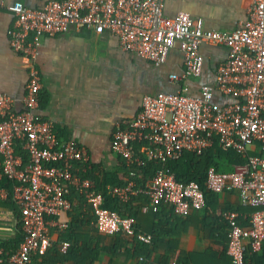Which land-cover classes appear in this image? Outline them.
I'll return each mask as SVG.
<instances>
[{
    "label": "built area",
    "instance_id": "built-area-1",
    "mask_svg": "<svg viewBox=\"0 0 264 264\" xmlns=\"http://www.w3.org/2000/svg\"><path fill=\"white\" fill-rule=\"evenodd\" d=\"M6 7L14 15L7 29L9 44L25 59L28 77L21 109L14 107L10 94L0 92V184L10 185H0V195L10 196L19 206L21 224L18 245L11 252L0 247V261L34 264V257L51 242L48 216L71 208L73 189L94 214L99 232L121 231L143 242L152 239L150 233L137 229L134 216H120L105 207L103 191L96 190L86 176V147L58 136L53 121L39 113L43 87L35 58L41 38L73 24L108 30L124 50L156 65L178 46L184 67L168 76L176 83L200 75L203 42L227 47L226 58L215 71V84H202L201 96L190 94L187 85L143 94L136 116L116 125L112 149L127 165L156 160L159 166L144 186L135 185L130 170L122 185H110L108 191L122 200L144 193L153 210L167 203L174 214L186 216L204 206L206 192L235 190L254 209L247 226L239 222L236 210L223 213L228 264H264V258L246 262L245 255L246 240L253 251L261 250L264 243V0H250L246 19L230 30L206 28L201 17L194 21L187 11L169 16L164 0H47L40 7L15 1ZM215 90L231 100L213 101ZM215 141L240 152L244 162L232 170L210 165L205 187L194 179H178L169 160L185 151L201 153ZM251 147L257 152H249ZM68 245L62 241L61 248Z\"/></svg>",
    "mask_w": 264,
    "mask_h": 264
},
{
    "label": "crops",
    "instance_id": "crops-1",
    "mask_svg": "<svg viewBox=\"0 0 264 264\" xmlns=\"http://www.w3.org/2000/svg\"><path fill=\"white\" fill-rule=\"evenodd\" d=\"M15 1L40 7L47 0H0V92L10 94L19 110L28 73L25 59L11 48L7 35L14 15L6 6ZM249 3L250 0H164V12L174 16L187 11L194 21L201 17L206 28L230 30L246 19ZM227 51L224 45L203 42L200 75L176 83L168 76L183 70V54L178 46L172 47L166 60L156 65L136 52L124 50L117 36L108 30L70 24L55 35L41 38L35 58L43 87L39 113L53 121L58 136L86 147V176L100 189L103 184L108 189L125 177L122 158L111 145L116 125H124L136 116L143 94L174 91L187 85L190 94L201 96L202 84H215L216 68ZM211 99L218 103L231 100L217 90ZM249 152L257 149L251 147ZM235 165L222 159V170H232ZM0 185L10 188L9 184ZM76 196L71 194L69 210L48 216L51 242L45 253L34 257V264H228L229 256L222 252L228 231L223 213L236 210L239 222L247 226L254 209L235 190L206 192L204 206L186 216L174 214L167 203L153 210L146 194L139 195L132 201L137 229L152 235L159 224L163 232L149 245L146 258L145 248L135 237L99 232L94 220L77 211L80 205ZM20 229L19 206L10 196L0 195V247L5 252L18 245ZM62 241L69 242L65 250L61 248ZM246 242L247 262L264 258V243L261 250L253 251Z\"/></svg>",
    "mask_w": 264,
    "mask_h": 264
},
{
    "label": "trees",
    "instance_id": "trees-1",
    "mask_svg": "<svg viewBox=\"0 0 264 264\" xmlns=\"http://www.w3.org/2000/svg\"><path fill=\"white\" fill-rule=\"evenodd\" d=\"M16 149L21 151V147L19 144L16 145ZM222 159L227 160L230 163L239 164L244 162V157L240 152L233 148L225 147L218 141H215L210 147L202 151L201 153H195L190 151H185L183 154L176 159H170L169 165L172 170L175 172L176 176L180 180L188 181L194 179L199 182L202 187H205V174L206 170L210 165H214L218 170H222ZM125 167V176L129 173L130 170L134 171L133 178L135 180L136 186H144V182L147 178L151 177L155 171V169L159 166V163L156 160H145L141 165H127L122 158ZM5 181V180H4ZM125 182L124 180L118 184L111 185H122ZM0 183H3L0 182ZM96 190H103L104 195V205L110 211H116L120 216H134L135 208L132 205L133 199H135L139 195H144L143 193H137L130 196L127 200H122L115 195L109 193L108 189L104 186L100 189L99 184H95ZM72 194L77 195L76 197L79 200V208L78 212H82L83 215H87L91 220H94V214L91 212L90 208L86 204L83 199V196L79 194V192L75 189L72 190ZM83 206L86 208L83 209ZM159 208V207H158ZM77 212V213H78ZM95 225V223H94ZM96 228V226H95ZM97 229V228H96ZM125 236H133L128 235L125 232H121ZM163 232L160 230V225L156 224L153 229L152 239L150 242L146 243L135 239L139 243H141V247L145 248L144 257H149V245L154 244L157 241V236L162 234ZM227 240L226 238V246L223 247L222 252H226L227 249ZM47 249V248H46ZM45 253V251H44ZM169 258V256H167ZM167 258V259H168ZM263 258L259 259L257 262L262 261ZM179 261V260H178ZM5 264H8L6 261H3ZM247 262V259H246ZM160 264H167L160 263Z\"/></svg>",
    "mask_w": 264,
    "mask_h": 264
}]
</instances>
